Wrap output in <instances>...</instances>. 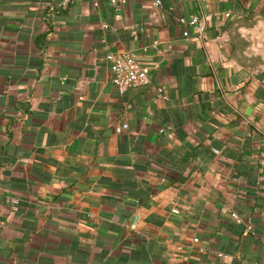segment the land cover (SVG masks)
<instances>
[{
  "label": "crops",
  "instance_id": "0c3cea01",
  "mask_svg": "<svg viewBox=\"0 0 264 264\" xmlns=\"http://www.w3.org/2000/svg\"><path fill=\"white\" fill-rule=\"evenodd\" d=\"M156 1L0 0V264H264V71L228 37L264 0Z\"/></svg>",
  "mask_w": 264,
  "mask_h": 264
},
{
  "label": "rangeland",
  "instance_id": "374dc122",
  "mask_svg": "<svg viewBox=\"0 0 264 264\" xmlns=\"http://www.w3.org/2000/svg\"><path fill=\"white\" fill-rule=\"evenodd\" d=\"M228 37L231 53L240 64L264 71V4L257 11L234 19Z\"/></svg>",
  "mask_w": 264,
  "mask_h": 264
},
{
  "label": "built area",
  "instance_id": "2783aa9c",
  "mask_svg": "<svg viewBox=\"0 0 264 264\" xmlns=\"http://www.w3.org/2000/svg\"><path fill=\"white\" fill-rule=\"evenodd\" d=\"M110 4L115 8V10H120L124 5L127 4V0H109ZM68 0H60V6L65 8L67 6ZM156 3H160L159 0ZM184 22V19H181ZM188 23L190 25L196 26L198 23V18L196 16L192 17ZM184 36L187 32L183 33ZM108 61L111 71V81L119 89H126L129 87H146L151 84V73L158 66L153 65V67H148L140 63L138 56L132 51H122L117 53H108L105 56ZM125 128V126H123ZM231 217L237 223H242V218L235 212L231 213ZM252 229L251 225L246 226V230L250 231ZM194 242L198 239L194 238Z\"/></svg>",
  "mask_w": 264,
  "mask_h": 264
}]
</instances>
